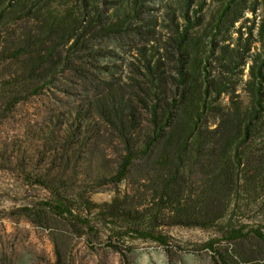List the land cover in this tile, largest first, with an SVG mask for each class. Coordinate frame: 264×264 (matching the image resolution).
Returning <instances> with one entry per match:
<instances>
[{
	"label": "trees",
	"instance_id": "obj_1",
	"mask_svg": "<svg viewBox=\"0 0 264 264\" xmlns=\"http://www.w3.org/2000/svg\"><path fill=\"white\" fill-rule=\"evenodd\" d=\"M210 1L214 9L209 15L198 16L197 11L192 15L193 0L183 1L180 17L171 8L164 39L151 46L157 56L147 59L143 51L145 77L155 87L153 95L146 96V124L139 125L129 100L128 105L117 96L96 100L123 144L115 165L78 173V160L70 153V134L66 135L67 148H53L50 153L49 149L43 165L37 160L42 152L31 148L37 158L26 163V175L48 197L23 208L30 222L59 219L79 236L82 229L96 232L92 216L97 215L109 229L133 231L163 245L167 236L158 230L160 226L213 227L234 206L239 191L264 205V148H255L264 126V0ZM36 2L0 0V117L46 86L40 82L41 72H49L52 78L57 74L53 46L41 47L42 39L34 41L31 34L11 32L10 21L28 17ZM197 3L200 11L206 0ZM57 17L47 14L41 22L44 41L60 32L58 36L67 42L77 33L79 27L69 26L67 16ZM126 18L106 31L118 33ZM255 39L260 46L248 54ZM79 42L76 35L70 48ZM163 58L174 67L171 96L160 92L166 83L157 74ZM246 63L248 77L242 85L249 100L242 110L233 100L236 83L231 77L242 74ZM222 96L228 98V105H220ZM209 112L216 118L213 126L208 124ZM134 179L144 187L139 203H132L127 194L120 199L119 190L109 202L95 203L90 198L102 185L117 188ZM224 233L236 246L248 240L242 228H227ZM251 237L256 240L251 253L264 258V233L257 228ZM109 245L116 249L115 244ZM242 255L235 248L229 256L220 253L223 264H245Z\"/></svg>",
	"mask_w": 264,
	"mask_h": 264
},
{
	"label": "rangeland",
	"instance_id": "obj_2",
	"mask_svg": "<svg viewBox=\"0 0 264 264\" xmlns=\"http://www.w3.org/2000/svg\"><path fill=\"white\" fill-rule=\"evenodd\" d=\"M30 1L37 2L28 17L9 20L14 29L11 32L31 34L34 41L42 39L41 47L53 46L52 59L59 65L54 78L49 72H41L40 82L46 86L39 93L29 95L24 103L0 117V264H223L220 253L229 256L234 248L243 254L245 264H264V258L251 253L256 241L251 237L254 229L264 233V205L260 206L244 191L238 192L234 206L213 227L160 226L158 230L167 236L163 245L142 239L133 231L109 229L97 215L92 216L96 232L82 229L79 236L59 219L34 224L26 218L25 206H35L48 197L26 175V163L37 158L32 156L36 152L31 154V148L42 152L37 160L43 165L49 149L50 153L53 148H67L66 135L70 134V153L78 160L77 172L103 170L115 165L123 144L96 100L117 96L126 105L133 102L137 122L147 123L146 96H152L155 87L145 77L143 51L147 59L157 56L151 46L164 39L171 8L174 16L180 17L184 0H137L135 4L134 0ZM198 1L193 0L191 14H211L214 3L206 0L199 11ZM259 10L257 13L262 15ZM47 14L58 19L67 16L69 26L79 27L77 33L65 42L64 36L59 37L60 32H56L45 42L41 26ZM124 15L128 16L124 29L118 33L106 31ZM246 16L252 17L250 13ZM76 35L80 42L70 48ZM259 46L255 39L248 54ZM248 67L246 63L242 74L231 77L236 83L233 100L241 104L242 110L249 100L242 85L248 77ZM173 68V63L163 58L157 71L166 81L160 90L162 96L172 94ZM219 101L221 106L230 103L225 96ZM207 120L210 126L216 123L213 112L208 113ZM256 140L255 148H264V126ZM139 182L125 181L117 188L102 185L90 198L95 203L109 202L119 190L120 199H126L127 194L128 200L139 203L144 193ZM227 228H242L248 240L243 246L233 245L225 239ZM109 244H115L116 249Z\"/></svg>",
	"mask_w": 264,
	"mask_h": 264
}]
</instances>
